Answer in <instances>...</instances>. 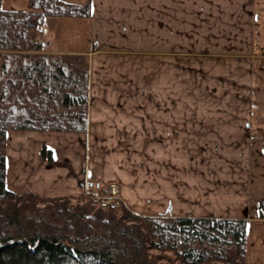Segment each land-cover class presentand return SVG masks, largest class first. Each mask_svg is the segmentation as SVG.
<instances>
[{"label": "crops", "instance_id": "obj_1", "mask_svg": "<svg viewBox=\"0 0 264 264\" xmlns=\"http://www.w3.org/2000/svg\"><path fill=\"white\" fill-rule=\"evenodd\" d=\"M64 1L92 4L82 48L46 42L49 51L89 62L88 130L8 131L7 187L81 196L92 182H114L120 199L141 214L251 213L246 264H264V219L254 217L264 201V0L254 1L247 41L234 43L241 52L191 51L178 59L176 0ZM29 3L0 0L12 10ZM44 145L54 151L52 162L42 157Z\"/></svg>", "mask_w": 264, "mask_h": 264}, {"label": "trees", "instance_id": "obj_2", "mask_svg": "<svg viewBox=\"0 0 264 264\" xmlns=\"http://www.w3.org/2000/svg\"><path fill=\"white\" fill-rule=\"evenodd\" d=\"M0 6V264H242L248 218L142 216L87 198L16 193L6 184L10 130H88L89 62L85 55L41 51L33 30L51 17H90L92 4L29 0ZM80 15V16H79ZM35 30V31H36ZM42 157L52 162L46 145ZM43 204V206L41 205ZM264 218V201L258 206Z\"/></svg>", "mask_w": 264, "mask_h": 264}, {"label": "rangeland", "instance_id": "obj_3", "mask_svg": "<svg viewBox=\"0 0 264 264\" xmlns=\"http://www.w3.org/2000/svg\"><path fill=\"white\" fill-rule=\"evenodd\" d=\"M255 0H176V37L177 42L175 45V52L178 59V56L187 54L192 51V53H203V54H212V53H222L226 55L236 53L242 49L241 46H234V43L239 40L240 42H246L252 23L254 21L251 9L255 7ZM150 11L145 9L144 17H148V26L144 32L145 41L151 40V30H150ZM234 11H240L242 14L240 20L238 21V16ZM250 11V13L248 12ZM186 17V20H185ZM49 18L46 23L41 25V28L44 27L46 31L44 41L48 43L54 42L55 44L60 45L62 48H71L77 49L82 48L85 45L84 38L88 33V24L86 17H68L56 20L58 17ZM187 19H191V34L189 33ZM184 21H186V29L184 31ZM238 21V22H237ZM236 26V29H235ZM49 27V31H48ZM36 30V29H35ZM33 30L35 34H38L42 37L43 28L39 30ZM54 30V35H53ZM161 33V32H160ZM191 37V38H190ZM236 37V38H235ZM234 41V42H233ZM189 42L191 44L189 45ZM53 44V45H55ZM48 44L45 43L41 51H49ZM55 48V46H53ZM145 49H152L151 44L147 43L144 46ZM171 48V47H170ZM161 49H168L167 46L162 47ZM55 51L54 49H52ZM171 51V50H170ZM57 52V51H55ZM61 52V51H59ZM63 52V51H62ZM241 52V51H240ZM235 53V52H234ZM178 62V61H177ZM7 146V143H6ZM7 152V149H6ZM96 184V183H95ZM89 186L88 188L84 187L83 196L89 197L90 199L99 202V195H106L110 192L111 186L115 184L116 193L118 195L117 205L120 208L118 214H122V206H126V210L132 211L142 216H154L150 214H141L133 210L131 207L127 206L126 203L120 199V189L116 183H108L107 185H97ZM85 186V185H84ZM112 192V191H111ZM28 192H23L20 194H26ZM80 196V198L82 197ZM44 197V196H42ZM61 197V196H59ZM78 197V196H72ZM49 198V197H44ZM43 206V204H41ZM112 205V204H111ZM114 205V204H113ZM257 210V209H256ZM249 213V216L245 218L253 217ZM168 217V216H167ZM179 217V216H172ZM193 217V216H189ZM202 217H212V216H202ZM254 217L261 218L258 216V213ZM264 219V218H262ZM247 246V243H246ZM150 253L155 255L162 253L164 258H162V264H183L178 259H176L174 253L172 252H161L158 250H150ZM209 264H227L221 261L209 262ZM242 264H246V252Z\"/></svg>", "mask_w": 264, "mask_h": 264}, {"label": "built area", "instance_id": "obj_4", "mask_svg": "<svg viewBox=\"0 0 264 264\" xmlns=\"http://www.w3.org/2000/svg\"><path fill=\"white\" fill-rule=\"evenodd\" d=\"M110 189V192H108V194L104 195H99L98 198L100 199L99 202L103 205V206H108V205H117V200L119 199L118 198V195L116 193V187H115V184H113L111 186ZM112 191V192H111Z\"/></svg>", "mask_w": 264, "mask_h": 264}, {"label": "water", "instance_id": "obj_5", "mask_svg": "<svg viewBox=\"0 0 264 264\" xmlns=\"http://www.w3.org/2000/svg\"><path fill=\"white\" fill-rule=\"evenodd\" d=\"M90 185H91V186H93V185H94V183L92 182V183H90ZM97 186L99 187V184H97Z\"/></svg>", "mask_w": 264, "mask_h": 264}, {"label": "bare ground", "instance_id": "obj_6", "mask_svg": "<svg viewBox=\"0 0 264 264\" xmlns=\"http://www.w3.org/2000/svg\"><path fill=\"white\" fill-rule=\"evenodd\" d=\"M80 16V15H79ZM81 17V16H80Z\"/></svg>", "mask_w": 264, "mask_h": 264}]
</instances>
